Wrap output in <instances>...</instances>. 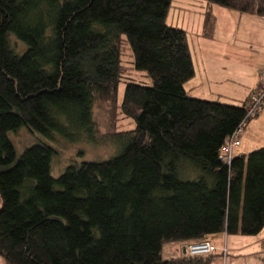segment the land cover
Here are the masks:
<instances>
[{"label":"trees","instance_id":"trees-1","mask_svg":"<svg viewBox=\"0 0 264 264\" xmlns=\"http://www.w3.org/2000/svg\"><path fill=\"white\" fill-rule=\"evenodd\" d=\"M205 1L264 16V0ZM172 2L0 0L6 264H208L212 254L164 259L163 244L264 228V146L233 155L229 165L219 159L246 103L188 94L195 66L187 30L167 23ZM214 23L209 9L207 36ZM126 50L152 83L128 80L119 104ZM100 101L135 126L98 135ZM23 126L52 139L110 140L119 152L73 161L55 177L52 145L39 142L18 156L10 133Z\"/></svg>","mask_w":264,"mask_h":264},{"label":"crops","instance_id":"crops-1","mask_svg":"<svg viewBox=\"0 0 264 264\" xmlns=\"http://www.w3.org/2000/svg\"><path fill=\"white\" fill-rule=\"evenodd\" d=\"M199 5H203L202 14L211 9L215 18V31L218 32L216 23V15L213 12V4L205 0H197ZM238 20L242 21L243 14L248 13L253 17V34L248 36L250 39L244 38L243 33L237 32L231 37L225 38L219 33L213 36H207L204 32L200 33L202 20L199 21V30L197 42L199 46L206 47L208 41L205 37L212 39L209 44H217L220 48L218 53L217 67L212 68L205 62L198 63V69L195 66V75L185 83V88L189 95L204 99L220 100L225 103L241 105L246 103L248 95L258 84L262 67L264 65V16L258 13L237 12L233 10ZM241 17V18H240ZM205 18H203V21ZM245 23V21H243ZM204 24V23H203ZM244 26V25H243ZM204 28V25H203ZM204 31V29H202ZM243 36V38H241ZM189 46L194 62V58L198 57L197 42L194 38L188 39ZM208 45V46H209ZM243 46L244 48L240 47ZM205 82V83H204ZM218 84V85H215ZM204 88L203 91L199 89ZM212 89L214 91L210 92ZM224 89V91H223ZM214 95H218L214 97ZM214 97V98H212ZM251 121L259 126L261 136H264V109ZM250 125V124H249ZM249 125L245 128L248 129ZM244 130V131H245ZM245 138L242 135L241 144L236 148L233 155L248 153L254 149L264 146V137L255 141L248 146L243 147ZM218 250L210 256L208 264H264V228L255 235L227 234L220 232L209 236ZM187 241H172L163 244L162 257L164 248L167 249V256L164 259L182 258L187 256L185 250ZM226 248V253L223 249ZM222 254V255H221ZM206 256V255H205Z\"/></svg>","mask_w":264,"mask_h":264},{"label":"rangeland","instance_id":"rangeland-1","mask_svg":"<svg viewBox=\"0 0 264 264\" xmlns=\"http://www.w3.org/2000/svg\"><path fill=\"white\" fill-rule=\"evenodd\" d=\"M213 5L214 6L212 9L216 15L218 32L214 30V27L211 36L214 34L217 36V33H219V35L228 38L231 37V35L239 32L240 35L241 33H243L244 36L247 34V37L244 38L250 39L248 36L253 34L252 22H254L251 14H243L242 21H239L238 16L232 13L234 9H229L218 4ZM202 10L203 5H199L197 0H173L172 5L169 8L167 23L186 29L188 32V39L194 38L197 42L200 19L202 20V24L199 32L202 33L204 32L202 29H205V20L203 21V18L205 17L204 14H202ZM235 11L237 10H234V12ZM243 21H245V23H243ZM205 38L209 45L212 42V39L209 37ZM241 38H243V36ZM12 42L19 50L23 49V43H21L16 38H13ZM208 45L201 48L197 42L196 50L199 51V60L198 57L194 58V63L198 69L197 77H199L198 63H207L208 61L211 69L217 67L216 61L218 60V56H220L218 53L220 48L215 43L209 46ZM240 47L244 48L243 46ZM133 66V57L130 55V50H126L125 54L123 55V81L120 83L118 91L119 104L122 102L125 85L128 80H134L148 85L152 83L151 78L146 74V71L137 70L133 68ZM203 89L204 88H201L199 90L203 91ZM214 90L215 89H212L210 92ZM217 96L218 95H214V97ZM254 118L255 117L250 118L240 132V138H242V135L245 138L243 141V147L248 146L247 151L249 150V145L251 143L263 139L264 137L260 135L261 131L259 130V126L254 124V122H251ZM94 119L98 128V135L110 134L116 127L117 130H126L135 126L134 119L126 117L120 112V108L118 110V108L114 107V105H111V103L107 101H100L96 103L94 107ZM247 125H249V127L245 130ZM258 130L260 132H258ZM10 137L14 143L18 156H20L26 150V148L39 142H45L52 145L57 151V154L55 155L51 165V173L55 177L64 172L68 164L73 161L81 162L84 160L108 159L119 152V146L110 140L102 143H96L81 140L70 141L69 139L58 136L56 139H52L42 135L39 132L31 131L26 126L11 132ZM234 151H236V149ZM1 203L2 200L0 199V205ZM166 243L169 242H165L164 244ZM165 256H167L166 248L163 250V258H165ZM0 264H6L1 256Z\"/></svg>","mask_w":264,"mask_h":264},{"label":"built area","instance_id":"built-area-1","mask_svg":"<svg viewBox=\"0 0 264 264\" xmlns=\"http://www.w3.org/2000/svg\"><path fill=\"white\" fill-rule=\"evenodd\" d=\"M264 109V65L262 67V74L258 84L251 90L246 102V116L240 123L239 127L234 133L229 136L222 145L219 159L225 164L231 163L234 150L241 144L240 132L244 128L246 122L258 115ZM248 119V120H247ZM185 250L189 255L193 256H205L211 255L218 250V247L210 240H201L191 243H187ZM223 253H226V248L223 249Z\"/></svg>","mask_w":264,"mask_h":264}]
</instances>
